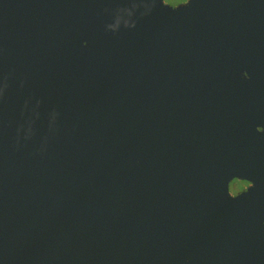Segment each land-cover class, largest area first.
I'll return each mask as SVG.
<instances>
[{"label": "water", "instance_id": "1", "mask_svg": "<svg viewBox=\"0 0 264 264\" xmlns=\"http://www.w3.org/2000/svg\"><path fill=\"white\" fill-rule=\"evenodd\" d=\"M259 93L264 0H0V264H264Z\"/></svg>", "mask_w": 264, "mask_h": 264}, {"label": "flooded vegetation", "instance_id": "2", "mask_svg": "<svg viewBox=\"0 0 264 264\" xmlns=\"http://www.w3.org/2000/svg\"><path fill=\"white\" fill-rule=\"evenodd\" d=\"M188 0L182 1V2H177L175 4H169L172 6H177L182 3H186ZM165 2V1H164ZM168 4V3H167ZM240 103L239 107L237 108V112L239 113L240 118L243 121H252L255 126V130L258 133H261L264 129L262 124L264 122V96L263 94L259 93L256 94V97L253 99H250L249 101L244 102L243 105ZM254 128V127H253ZM253 138V137H252ZM252 142L256 144V140L253 138ZM256 150V148H255ZM199 163H194V165ZM198 171V170H197ZM211 170L207 167H205V173L209 174Z\"/></svg>", "mask_w": 264, "mask_h": 264}, {"label": "rangeland", "instance_id": "3", "mask_svg": "<svg viewBox=\"0 0 264 264\" xmlns=\"http://www.w3.org/2000/svg\"><path fill=\"white\" fill-rule=\"evenodd\" d=\"M165 3L167 4H175L177 2H182V1H185V0H164Z\"/></svg>", "mask_w": 264, "mask_h": 264}]
</instances>
